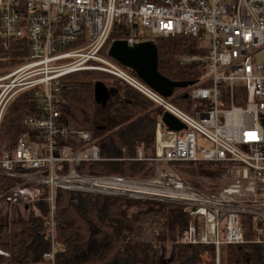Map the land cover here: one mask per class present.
Segmentation results:
<instances>
[{
	"label": "built area",
	"instance_id": "built-area-1",
	"mask_svg": "<svg viewBox=\"0 0 264 264\" xmlns=\"http://www.w3.org/2000/svg\"><path fill=\"white\" fill-rule=\"evenodd\" d=\"M156 1L0 0V42L23 40L26 50L19 65L0 70V126L10 103L26 91L34 92L40 112L26 119L28 131L19 135L14 151L0 155V176L21 180L6 193L20 216L29 215L33 201L24 189L43 188L38 199L49 205L50 251L42 264H54L59 249L53 221L59 190L178 205L188 223L177 244L214 246L216 264H221L226 246L256 245L264 264V0ZM115 22L125 27L129 46L174 36L196 40L203 55L177 58L181 66L205 68L181 93L206 102L196 116L171 103L175 91L164 98L101 55ZM80 71L101 72L129 85L185 129L169 131L160 117L153 156L137 148L130 158L101 157L89 131L62 126L60 120L62 83ZM105 161L149 162L154 175L137 179L87 175L79 169ZM175 163L236 167L231 184L207 193L180 178L172 169ZM18 166L25 169L16 171ZM1 214L4 238L14 216L10 210ZM243 218L250 223L249 237ZM9 258L10 253L0 249V264Z\"/></svg>",
	"mask_w": 264,
	"mask_h": 264
},
{
	"label": "trees",
	"instance_id": "trees-1",
	"mask_svg": "<svg viewBox=\"0 0 264 264\" xmlns=\"http://www.w3.org/2000/svg\"><path fill=\"white\" fill-rule=\"evenodd\" d=\"M143 1L158 3L156 0ZM125 39V27L122 22H115L101 55L135 76L107 55L113 41ZM155 44L158 71L163 77L173 82H194L205 73L202 65L177 63L181 56L203 55L195 39L174 36L159 38ZM25 55L23 40L0 42V70L19 65ZM97 82L113 91L105 106L95 102L94 84ZM61 88L64 99L59 110L62 126L89 131L97 140L101 157L130 158L137 148H142L147 156L154 155L156 124L163 111L142 94L110 75L94 71L69 74ZM182 91L175 93L171 103L196 116L206 102L193 101L181 94ZM37 101L34 92L26 91L10 103L0 126V155L14 151L19 135L28 131L26 119L40 116ZM62 143L67 145L69 140ZM235 167L234 163L172 164V169L186 183L207 193L219 192L218 179L228 177ZM24 169L22 166L15 168L16 171ZM79 169L87 175L137 179L154 175L153 164L149 162L105 161L83 164ZM20 181L16 177L0 176V213L17 208V204L7 201L6 193ZM31 197L28 217H13L9 233L5 239L0 238V249L10 253L3 264L45 263L43 256L50 251L49 205L38 199L41 195ZM134 206L139 209L131 214L130 207ZM53 221L55 241L59 244L54 264H216L214 246L176 243V237L187 227L188 218L175 204L59 190ZM243 226L249 237L248 219L243 218ZM221 264H263L261 248L251 244L226 246L222 249Z\"/></svg>",
	"mask_w": 264,
	"mask_h": 264
},
{
	"label": "water",
	"instance_id": "water-1",
	"mask_svg": "<svg viewBox=\"0 0 264 264\" xmlns=\"http://www.w3.org/2000/svg\"><path fill=\"white\" fill-rule=\"evenodd\" d=\"M107 55L132 71L139 80L164 98H171L175 90H183L194 84L193 81L173 82L159 73L158 50L152 41L129 46L124 40H115L110 44ZM111 95L113 91L107 90L101 82L94 84L96 103L105 106ZM161 120L169 131L180 132L185 129V126L169 113H163Z\"/></svg>",
	"mask_w": 264,
	"mask_h": 264
},
{
	"label": "rangeland",
	"instance_id": "rangeland-1",
	"mask_svg": "<svg viewBox=\"0 0 264 264\" xmlns=\"http://www.w3.org/2000/svg\"><path fill=\"white\" fill-rule=\"evenodd\" d=\"M145 33H147V31H145ZM198 46H200L202 48H206L207 47V43L206 42H198ZM176 92H178V90H175V93ZM204 145H205L206 148L211 147V144L208 143V142H205ZM232 170L233 169H231L230 175L228 177L225 176L224 178L218 179V183L220 185V188L226 187L229 184H231L232 177H233ZM42 191H43V188L40 189L39 187H30V188H25L23 194L25 196H29V197L30 196H37V197H39L41 195ZM137 209H139L138 206L130 207V211L129 212L132 214V213L136 212ZM2 215H5V213H2L1 216ZM12 215L14 217L17 216V215L20 216L19 210L17 208L16 209H12ZM221 253H222V250H221Z\"/></svg>",
	"mask_w": 264,
	"mask_h": 264
},
{
	"label": "crops",
	"instance_id": "crops-1",
	"mask_svg": "<svg viewBox=\"0 0 264 264\" xmlns=\"http://www.w3.org/2000/svg\"><path fill=\"white\" fill-rule=\"evenodd\" d=\"M17 209H18V206H17ZM10 211H12V209H10ZM20 217H22V218H27L28 217V215L27 216H20Z\"/></svg>",
	"mask_w": 264,
	"mask_h": 264
},
{
	"label": "snow or ice",
	"instance_id": "snow-or-ice-1",
	"mask_svg": "<svg viewBox=\"0 0 264 264\" xmlns=\"http://www.w3.org/2000/svg\"><path fill=\"white\" fill-rule=\"evenodd\" d=\"M250 135H252V134H250Z\"/></svg>",
	"mask_w": 264,
	"mask_h": 264
}]
</instances>
